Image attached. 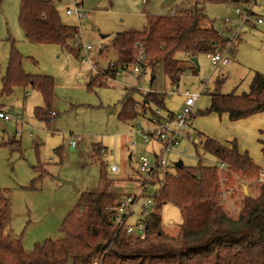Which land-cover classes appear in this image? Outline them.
I'll use <instances>...</instances> for the list:
<instances>
[{"label": "rangeland", "instance_id": "obj_1", "mask_svg": "<svg viewBox=\"0 0 264 264\" xmlns=\"http://www.w3.org/2000/svg\"><path fill=\"white\" fill-rule=\"evenodd\" d=\"M50 1L56 6L64 25L79 27L76 18L65 14V6L70 0ZM82 2L88 13V17L81 22L82 39L77 37L70 43L79 57L67 48L29 41L19 21L21 0H5L0 9L1 79L7 76L15 50L27 75L50 77L55 82L50 123L35 116L36 109L44 107L45 103L42 93L33 86L17 85L11 94H0V108L12 109L14 118L9 123L0 120V191L10 200L11 219L8 227L15 238L22 241L27 252L48 241H61L65 238L62 231L65 219L79 204L82 193L108 192L122 196L135 191L138 186L131 180H136L140 173V157L149 154L152 158L151 150L161 149L158 143L147 144L142 134V131L151 128L152 111L158 109L153 103L144 105L145 95L149 92L165 94L166 110L175 113L182 108L185 100L183 93H200L202 82L207 83L208 90L196 103L191 128L186 132L193 135L194 141L211 138L218 143H226L231 140L230 136L237 133L250 145V156L261 169L250 178L231 169L234 177L240 178L238 195L241 211L245 207L246 197L256 198L263 185V182H259L260 174L264 171L261 142L253 138L250 126L244 129L245 124L241 120L233 122L226 115L220 117L203 113L210 107L212 94L241 96L249 93L254 75L264 74V25H245L240 27L239 32L238 25L231 27L229 34L235 36L234 53H230V63L216 72L207 55L203 54L198 58L200 68H195L193 74L187 57L179 53L177 59L186 72L179 88L164 74L162 66L156 68L153 83V73L149 68H144L138 74L122 70L117 78L111 77L113 80L102 78L104 85L89 87L96 73L83 62V58L87 57L83 45L94 47L93 59L99 67L107 68L117 61L116 51L107 47L118 35L143 31L149 16L170 15L180 2ZM103 3H106L105 8L100 7ZM237 8L244 12L245 3H207L204 9L210 23L206 22L205 26L219 33L228 32L225 22L230 20L234 24L239 20ZM253 11L256 16L264 18V0L259 1ZM102 36L109 37L103 39ZM129 101L134 103L135 116L123 120L120 116ZM18 116L21 117L20 121H16ZM260 138L264 139V135ZM74 140L76 145L72 144ZM202 145L195 146L185 140L177 151L183 153L188 146L189 155L178 158L170 156V161H182L186 167L217 164L218 160L206 154ZM98 146L106 150L102 156L94 152ZM59 148L64 151L62 156L57 153ZM112 165L118 167L117 172L111 171ZM62 180L74 182L81 193L78 194L72 185L64 184ZM160 213L164 232L176 235L184 223L183 211L173 204H165Z\"/></svg>", "mask_w": 264, "mask_h": 264}, {"label": "trees", "instance_id": "obj_2", "mask_svg": "<svg viewBox=\"0 0 264 264\" xmlns=\"http://www.w3.org/2000/svg\"><path fill=\"white\" fill-rule=\"evenodd\" d=\"M5 0H0V9ZM180 2L175 12L167 16H149L143 31H131L118 35L111 43L117 53V61L107 75L116 77L127 66L137 64L139 46L146 52L143 69L149 68L153 75L158 66L173 85L180 83L184 74L177 59L179 53L190 58L214 54L226 50L228 40L213 28L205 13L207 3H246L247 0H175ZM249 1V0H248ZM19 21L29 41L35 44H54L78 54L70 43L78 37V28L63 24L60 14L50 0H21ZM234 53V48L230 50ZM80 55L78 54V57ZM196 68V67H194ZM195 70V69H194ZM196 72V71H195ZM103 76L92 78L89 87L104 85ZM0 94L9 95L17 85H29L39 90L44 107L37 108L35 116L50 123L55 82L50 77H33L22 68V60L13 50L7 76L1 79ZM165 94L149 92L144 105L153 103L159 109L165 107ZM211 105L204 115L227 114L233 122L264 113V74L256 73L250 92L241 96L234 94L211 95ZM134 103L129 101L121 114L127 120L135 116ZM146 111V107H144ZM158 117L152 111V118ZM201 135H199L200 137ZM263 145L264 141H260ZM203 150L218 161L227 163L235 173L248 178L260 172L259 166L249 154H241L237 141L225 146L206 138ZM105 148L98 146L94 152L102 156ZM62 148L57 149L62 156ZM167 183L158 203V213L148 226L145 240L115 237L113 247L106 254V264H264V184L256 198L246 197L245 207L238 217H233L219 205L220 189L218 171L212 166L177 168V176L167 177ZM121 195L101 192L81 194L79 204L65 219L61 241H48L32 252H27L22 241L9 230L11 204L0 191V264H94L105 253L108 243L114 239L109 209L121 199ZM173 204L185 215L184 223L176 235L164 232L163 205ZM131 260V261H130Z\"/></svg>", "mask_w": 264, "mask_h": 264}, {"label": "built area", "instance_id": "obj_3", "mask_svg": "<svg viewBox=\"0 0 264 264\" xmlns=\"http://www.w3.org/2000/svg\"><path fill=\"white\" fill-rule=\"evenodd\" d=\"M259 1L261 0H247L244 12L237 8L236 14L239 20L236 21V23L232 24L230 20H226L225 28L228 32L221 33V36L228 40L226 50L207 55V59L210 61L214 72L221 66H226L230 63V50L234 48L235 42V36L232 37L229 34V29L231 27L238 25L237 29L239 32L240 27L245 25H264V18L256 16L253 11V8L257 6ZM174 12L175 11L172 9L171 13ZM65 14L76 18L79 22V27H77L78 37L82 39L80 36L81 22L88 17V13L84 10L82 0H70V3L65 6ZM83 48L87 52V57L83 58V62L89 64L91 70H93L97 76H103L109 81L113 80L107 75V71L109 67L114 66V63H110V66L107 68H101L97 65V61L93 59V56H95L93 52L94 47L91 45H83ZM138 50L139 57L137 59V64L125 67V69H123L124 71L133 72L134 74H138L142 71L143 62L146 60V52L141 46H139ZM121 71L117 73L116 78L121 74ZM201 86L202 89L200 93L190 91H185L183 93L185 100L180 112L176 115L172 117L165 116L158 108L155 112L159 118L153 117L150 120L153 128L142 131L146 143L157 142L160 144L161 149L159 151H153V153H151L152 158L149 154L140 157V173H138L137 180L133 181L134 185L136 184L138 188L129 194L122 195L121 199L109 209L110 222L115 236L114 239L108 243L103 256L98 258L94 264H106L104 258L113 247L115 237L118 234L120 236L122 235V237L126 236L133 239H146L149 223L153 216L158 213V203L160 202L166 186V178L170 175L177 176L178 164L182 162L178 161L172 163L170 161V156L178 158L180 156L185 157L189 155L190 148L188 146L184 149L183 153L177 151L185 140L190 144H195L193 135L186 132V129H189L191 124L196 103L205 94L206 90H208L207 83H203ZM12 112V109L0 108V120L6 123L13 121ZM53 115H55V113H53ZM20 120L21 117L18 116L16 121ZM72 144L76 145V140L72 141ZM132 146L134 147L135 144L133 143ZM209 165L215 167L218 171L220 189L217 201L219 205L231 216L238 217L240 213V198L238 195L240 178L234 177L230 166L223 161H218L217 164ZM111 171L117 172L118 167L112 165ZM259 182H263L264 184V171L260 174Z\"/></svg>", "mask_w": 264, "mask_h": 264}, {"label": "crops", "instance_id": "obj_4", "mask_svg": "<svg viewBox=\"0 0 264 264\" xmlns=\"http://www.w3.org/2000/svg\"><path fill=\"white\" fill-rule=\"evenodd\" d=\"M185 56L187 57V60H188V63L190 64V65H192V66H190L191 68H192V72H193V74H194V67H196L195 66V64L193 63V61H192V58H190L187 54H185ZM181 65V67H183V64H180ZM197 68V67H196ZM198 69V68H197ZM199 70V69H198ZM186 74V72H184V74H183V76L182 77H184V75ZM155 80H156V75H152V77H151V83H153V82H155ZM181 80H182V78H181ZM209 80H210V78H209ZM181 82V81H180ZM203 84V82L200 84V85H202ZM179 86H180V83H178L177 84V87L179 88ZM201 91V90H200ZM175 92V91H174ZM210 105H211V103H210ZM3 108H5V107H3ZM180 111V110H179ZM179 111L178 112H169V111H163V113H164V115L165 116H168V117H172V116H174V115H176L177 113H179ZM217 115V114H216ZM226 115V117L227 118H229V116L227 115V114H225ZM219 116V115H218ZM224 116V115H223ZM220 117H222V116H220ZM238 122V121H237ZM240 122V121H239ZM241 122H243L244 124H245V126H243V124H242V126L244 127V129H245V127L248 125V126H250L249 127V130H250V132L252 133V135H253V138L255 137V138H258V140L259 141H264V139H259V136H262V135H264V113H261V114H257V115H254V116H252V117H250V118H248V119H244V120H241ZM150 124H151V122H150ZM191 125L192 124H190V126H189V129L191 128ZM242 126H240V127H242ZM151 128H153V126H152V124H151ZM151 128H149V129H151ZM199 134H201V133H199ZM202 136H204L205 138H206V136L205 135H203V134H201ZM229 139H231V140H228V141H226V143H220V144H223V145H225V146H230V143L232 142V141H234V140H236L237 141V144H238V148H239V151H240V153L241 154H244V153H247V154H249V156L251 155L250 153H249V151L251 150V147H250V145L248 144V143H246V142H244L245 140H244V138L241 136V135H239V134H234V135H232V136H230L229 137ZM201 140V138H198L197 140H195V143L197 144L199 141ZM152 143H154V142H151V143H147V144H152ZM157 142H155L154 144H156ZM261 144V146H262V148H263V145H262V143H260ZM156 149H153V150H151V152L150 153H153V151H155ZM157 151V150H156ZM251 157V156H250ZM213 158H215V157H213ZM252 158V157H251ZM253 159V161H255V159L254 158H252ZM256 163V162H255ZM138 178V177H137ZM137 180V179H136ZM135 181V180H134ZM131 182L133 183V181L131 180ZM134 184V183H133Z\"/></svg>", "mask_w": 264, "mask_h": 264}, {"label": "water", "instance_id": "obj_5", "mask_svg": "<svg viewBox=\"0 0 264 264\" xmlns=\"http://www.w3.org/2000/svg\"><path fill=\"white\" fill-rule=\"evenodd\" d=\"M174 1H175V0H165V3H172V2H174ZM100 7L105 8V7H106V3L101 4ZM108 37H109V36H102L103 39H106V38H108ZM192 61H193V63L195 64V66L199 69L200 66H199L198 58H197V57L192 58ZM183 165H184V163H183V162H180V163L178 164V167H179V166H183ZM62 182H63L64 184L72 185L78 194L81 193V190L77 187V185H76L74 182L67 181V180H62ZM246 191H247V190H246Z\"/></svg>", "mask_w": 264, "mask_h": 264}]
</instances>
